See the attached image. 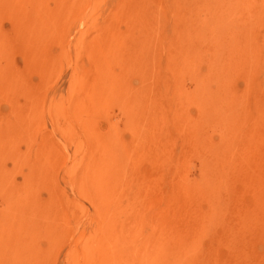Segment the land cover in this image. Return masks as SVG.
Wrapping results in <instances>:
<instances>
[{
  "label": "rangeland",
  "instance_id": "374dc122",
  "mask_svg": "<svg viewBox=\"0 0 264 264\" xmlns=\"http://www.w3.org/2000/svg\"><path fill=\"white\" fill-rule=\"evenodd\" d=\"M0 264H264V0H0Z\"/></svg>",
  "mask_w": 264,
  "mask_h": 264
}]
</instances>
